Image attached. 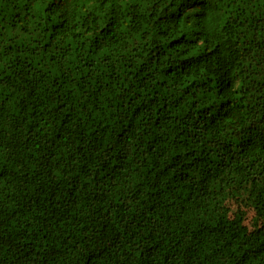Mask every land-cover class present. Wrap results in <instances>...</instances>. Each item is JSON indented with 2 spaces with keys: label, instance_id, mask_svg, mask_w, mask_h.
I'll use <instances>...</instances> for the list:
<instances>
[{
  "label": "trees",
  "instance_id": "trees-1",
  "mask_svg": "<svg viewBox=\"0 0 264 264\" xmlns=\"http://www.w3.org/2000/svg\"><path fill=\"white\" fill-rule=\"evenodd\" d=\"M0 264H264V0H0Z\"/></svg>",
  "mask_w": 264,
  "mask_h": 264
}]
</instances>
